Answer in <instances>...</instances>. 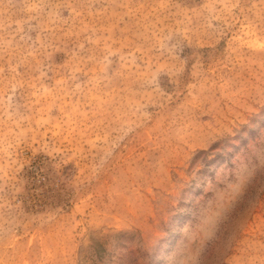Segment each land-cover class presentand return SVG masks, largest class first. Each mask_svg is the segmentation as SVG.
<instances>
[{
    "label": "rangeland",
    "instance_id": "rangeland-1",
    "mask_svg": "<svg viewBox=\"0 0 264 264\" xmlns=\"http://www.w3.org/2000/svg\"><path fill=\"white\" fill-rule=\"evenodd\" d=\"M261 142L264 0H0V264H166ZM258 158L201 264H264Z\"/></svg>",
    "mask_w": 264,
    "mask_h": 264
},
{
    "label": "clouds",
    "instance_id": "clouds-1",
    "mask_svg": "<svg viewBox=\"0 0 264 264\" xmlns=\"http://www.w3.org/2000/svg\"><path fill=\"white\" fill-rule=\"evenodd\" d=\"M260 156H264V142L250 145L239 153L233 158L232 166H225L218 173V178L211 181L215 188L209 189L210 195L192 210L189 221L177 229L179 239L176 247L168 254L166 264H201L203 257L215 243L223 217L227 216L232 202L230 199L228 204L219 207L218 193L226 192L237 198L246 195L250 183L262 176L259 169ZM253 168L257 169L256 173L249 179V172ZM213 219H217L218 223H210Z\"/></svg>",
    "mask_w": 264,
    "mask_h": 264
}]
</instances>
